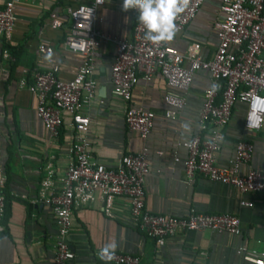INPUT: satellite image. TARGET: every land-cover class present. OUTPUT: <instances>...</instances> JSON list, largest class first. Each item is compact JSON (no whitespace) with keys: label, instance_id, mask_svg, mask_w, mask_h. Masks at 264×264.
<instances>
[{"label":"crops","instance_id":"0c3cea01","mask_svg":"<svg viewBox=\"0 0 264 264\" xmlns=\"http://www.w3.org/2000/svg\"><path fill=\"white\" fill-rule=\"evenodd\" d=\"M88 0H21L14 9L15 26L9 39L0 37V189L4 195L0 219V263L53 264L54 225L49 206L38 198L40 181H50L48 193L61 186L64 170L71 162L72 137L65 119L56 138H49L35 115V98L26 89L32 69L57 68L56 77L68 80L80 56L62 48L68 8ZM3 0H0V3ZM221 0H204L188 25L168 45L184 53L188 44L197 42L201 58L209 59L216 45L213 21ZM122 0H104L95 13L94 27L109 36L128 39L134 18L121 10ZM53 15L61 22L53 28L46 18ZM39 46L51 48L49 54ZM94 70V95L83 109L89 125L85 132L90 158L105 167L115 168L120 157L137 152L142 141L126 131L123 123L125 103L110 94L109 66L113 44L103 43ZM24 81V86L20 81ZM208 73L194 74L185 105L176 119L163 116L162 95L165 85L158 75L144 82L137 79L130 103L154 114L144 141L148 149V175L143 184L144 208L154 214L185 216L189 209L209 214H233L240 221V233L232 235L209 230L189 231L165 238L161 244L146 237L131 220L128 200H106L94 194L91 200L73 207L70 232L66 237L73 251L71 264H110L96 257L95 251L115 245V251L136 255L138 264H253L243 256H255L264 242V196H243L251 207L238 204L240 196L230 185L196 177L183 180L184 156L177 142L187 139L197 120L202 91L208 86ZM244 105L236 103L231 119L223 130L218 165L232 157L236 141L245 136L253 146L250 165L264 169V118L255 132L242 129ZM187 126V127H186ZM48 166V168H46Z\"/></svg>","mask_w":264,"mask_h":264},{"label":"built area","instance_id":"2783aa9c","mask_svg":"<svg viewBox=\"0 0 264 264\" xmlns=\"http://www.w3.org/2000/svg\"><path fill=\"white\" fill-rule=\"evenodd\" d=\"M20 1L3 0L0 3L2 39H9L13 32L14 9ZM203 1L190 0L189 7L176 20L179 32L188 25ZM103 2L88 0L66 10L68 23L61 45L67 52L80 56L72 77L58 79L55 66L43 71L32 69L31 82L25 84L35 98V115L49 138L58 136L65 119L72 132L69 144L71 162L64 170L61 186L55 192H46L50 181L45 176L37 192L39 200L46 203L52 213L55 230L53 264H71L74 253L68 247L66 237L70 232L73 207L91 200L95 193L106 200L126 198L128 213L135 226L157 244L165 238L189 231L209 230L238 235L240 221L233 214H209L189 209L185 216L175 217L150 213L144 208L143 184L148 175V149L144 141L150 132L154 114L131 104L130 93L138 78L147 82L158 75L166 88L162 95L165 106L163 116L173 120L185 105L194 74L206 71L208 86L201 94L194 130L187 139L176 143L184 150V156L175 154L173 161L181 162L185 182L202 177L230 185L240 196L238 204L251 207L252 201L243 196H264V169L252 167L249 163L252 143L241 136L226 165L217 164L216 154L236 103L244 105L242 129L245 132H255L263 123L264 0H221L219 14L212 24L216 45L209 59L201 58L197 42L188 44L185 52L180 53L167 43L156 45L147 41L145 29L139 23L135 10H129L134 18L130 38L109 36L98 31L94 27L95 13ZM46 21L53 28L61 25L53 15H49ZM106 42L113 44L109 66L110 94L125 103L123 123L126 131L136 134L142 141L140 149L123 154L115 168L105 167L90 158L84 135L89 121L82 112L93 98V74L100 58L99 48ZM38 50L47 54L51 52L48 46H39ZM20 84L24 86V81L21 80ZM3 208L4 195L0 189V219ZM101 250L95 251L101 261L138 264L136 255L116 251L112 259H101ZM243 259L253 264H264V242L255 256H243Z\"/></svg>","mask_w":264,"mask_h":264},{"label":"clouds","instance_id":"9594fccd","mask_svg":"<svg viewBox=\"0 0 264 264\" xmlns=\"http://www.w3.org/2000/svg\"><path fill=\"white\" fill-rule=\"evenodd\" d=\"M189 5L190 0H122L121 10H135L145 29V39L159 45L174 40L180 30L176 20ZM114 255V244L106 245L100 253L101 259H112Z\"/></svg>","mask_w":264,"mask_h":264}]
</instances>
